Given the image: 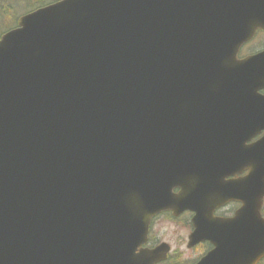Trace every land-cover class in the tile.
I'll return each instance as SVG.
<instances>
[{
    "label": "water",
    "instance_id": "95a60500",
    "mask_svg": "<svg viewBox=\"0 0 264 264\" xmlns=\"http://www.w3.org/2000/svg\"><path fill=\"white\" fill-rule=\"evenodd\" d=\"M258 29L264 0L21 16L0 37V264H157L168 244L136 251L169 210L194 213L188 247L212 245L195 264H258L264 134L247 142L264 130V50L236 58Z\"/></svg>",
    "mask_w": 264,
    "mask_h": 264
},
{
    "label": "rangeland",
    "instance_id": "374dc122",
    "mask_svg": "<svg viewBox=\"0 0 264 264\" xmlns=\"http://www.w3.org/2000/svg\"><path fill=\"white\" fill-rule=\"evenodd\" d=\"M2 3V4H1ZM0 25L6 24L13 17V12L9 9V14L6 16L2 6L9 7V1H0ZM20 6H17L18 8ZM24 10L20 9V12ZM12 15V16H11ZM11 16V17H10ZM19 16V15H18ZM250 43L248 44L249 51ZM264 47V34H258L254 39V49H259ZM243 54H246V49L242 50ZM262 214L264 215V206L262 209ZM174 224L169 221L167 216H162L158 222H156L153 229L152 239L158 238L161 241H165L170 245V253L168 255V261L166 264H172L174 262H185L184 264H190L191 260L195 258L196 250H187L185 247L186 236L188 229L183 225V220H180ZM179 254V256L177 255Z\"/></svg>",
    "mask_w": 264,
    "mask_h": 264
},
{
    "label": "flooded vegetation",
    "instance_id": "af4514ba",
    "mask_svg": "<svg viewBox=\"0 0 264 264\" xmlns=\"http://www.w3.org/2000/svg\"><path fill=\"white\" fill-rule=\"evenodd\" d=\"M255 51H254V35L251 39V54L254 55ZM243 56L238 55V58H241ZM260 93L262 95H264V90H261ZM264 134V130L262 129L259 133H257L255 136H253L248 142L252 143L255 140H257L258 138H260L262 135ZM246 172L243 173H239L237 175V177H241L245 174ZM239 203L237 202H228L227 204H224L216 209H214L212 215L215 217H231L233 215V213L235 212V210L239 207ZM162 216H167L169 221L177 224L176 222L183 220V225L188 229V233L186 236V242H185V247L187 250H196L197 254L195 256V258H193L191 260L190 264H194L196 261H198L206 252H208L212 247L211 244L207 241H202L199 242L191 247H188V236L189 234L192 232L193 230V224H192V216L193 213H191L190 211H184L182 213H180V215H173L170 212H161L155 216H153L150 220V224H149V229H148V234H147V241L145 245H142L140 247L137 248V251H139V249H150L155 247L156 245H158L161 242H165V241H161L158 238L152 239V235H153V229L155 227L156 222L159 221L160 218H162ZM167 243V242H166ZM170 253V252H169ZM168 253V255H169ZM179 256V254H177ZM168 261V257L166 259V261L160 262L158 264H166V262ZM175 264H184L185 262H174Z\"/></svg>",
    "mask_w": 264,
    "mask_h": 264
},
{
    "label": "trees",
    "instance_id": "16d2710c",
    "mask_svg": "<svg viewBox=\"0 0 264 264\" xmlns=\"http://www.w3.org/2000/svg\"><path fill=\"white\" fill-rule=\"evenodd\" d=\"M2 1V0H0ZM4 1H9V7H4L2 6V10H4L5 15L7 16L9 14V10L13 12V17H11L10 21L7 22L6 24H1L0 25V35L5 32L6 30L12 28L13 26H15V20L17 18L18 15L24 13V12H28L30 10H33L37 7L43 6L47 3L53 2L55 0H3ZM2 4V3H1ZM0 4V5H1ZM17 6H20L18 8H16ZM23 8L24 10H22L20 12V9ZM9 9V10H8ZM175 264V263H172ZM259 264H264V260L261 261Z\"/></svg>",
    "mask_w": 264,
    "mask_h": 264
}]
</instances>
